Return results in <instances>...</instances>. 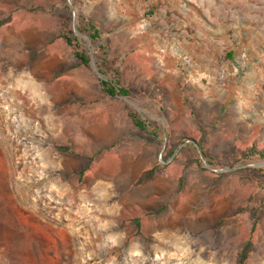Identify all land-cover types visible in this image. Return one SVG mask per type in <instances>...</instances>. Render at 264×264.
<instances>
[{"label": "rangeland", "instance_id": "rangeland-1", "mask_svg": "<svg viewBox=\"0 0 264 264\" xmlns=\"http://www.w3.org/2000/svg\"><path fill=\"white\" fill-rule=\"evenodd\" d=\"M0 19V264H240L249 239L264 264V0H0Z\"/></svg>", "mask_w": 264, "mask_h": 264}, {"label": "trees", "instance_id": "trees-1", "mask_svg": "<svg viewBox=\"0 0 264 264\" xmlns=\"http://www.w3.org/2000/svg\"><path fill=\"white\" fill-rule=\"evenodd\" d=\"M9 19H0V26L4 23L8 22ZM65 25V24H64ZM84 32H89L90 37L93 40L99 39V29L91 22H88V28H83ZM82 31V29H80ZM61 36L65 39L67 45L71 48H73L74 56L78 60L79 64L89 66L91 62V57L81 49L79 43L76 41L75 38L71 37L66 33L65 28L63 29ZM101 47V46H100ZM103 61H105V58H102ZM96 65L100 71L101 74L106 75L105 70L103 69V63L100 60L96 59ZM101 85L103 90L110 96L116 97V96H130L132 94L131 90L127 88L126 86H123L120 84L119 77L117 73L110 74V76L104 78L101 80ZM129 115L133 119V122L136 126L141 128L142 130L147 129V124L144 120H142L139 116V114L135 111H130ZM59 149L64 153L69 154H75L76 152L69 146H59ZM262 155V153H259ZM155 174V170L151 169L146 173L145 177H142L140 181H145L147 179H150ZM133 222L138 230H141L142 228V220L140 217L134 218ZM256 222L252 225V231L255 230ZM252 247V240L249 239L241 248V250L238 253V262L240 264H243L245 259L247 258L248 252L250 251Z\"/></svg>", "mask_w": 264, "mask_h": 264}, {"label": "water", "instance_id": "water-1", "mask_svg": "<svg viewBox=\"0 0 264 264\" xmlns=\"http://www.w3.org/2000/svg\"><path fill=\"white\" fill-rule=\"evenodd\" d=\"M92 64L95 65V60L92 58ZM100 74V72H98Z\"/></svg>", "mask_w": 264, "mask_h": 264}]
</instances>
